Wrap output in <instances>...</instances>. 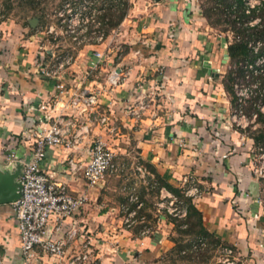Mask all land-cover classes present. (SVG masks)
<instances>
[{
  "label": "crops",
  "instance_id": "crops-1",
  "mask_svg": "<svg viewBox=\"0 0 264 264\" xmlns=\"http://www.w3.org/2000/svg\"><path fill=\"white\" fill-rule=\"evenodd\" d=\"M147 5L139 12L131 10L129 23L125 24L124 17L114 30L113 37H119L125 53L120 61L107 59L106 69L122 65L128 73L117 87L99 97L98 111L108 114L112 130L90 123L87 138L76 149H45L40 171L49 180L63 183L70 195L85 196V201L70 217L58 222L50 217L45 225L46 236L52 238H65L69 230H75L63 256L36 249L34 264H66L68 257L85 249L88 256L81 264H120L129 259L128 246L158 247L159 252L170 249L173 242L162 229L150 236L126 229L131 226V217L129 224L124 222L131 203L139 202L154 217L151 208L157 202L153 199H160L159 189L148 198L153 174L144 162L178 188L183 176H192L199 191L194 203L206 230L231 246L239 264H264V182L249 169L252 141L231 126V98L222 87L221 75L208 74L203 63L219 73L215 60L220 41L216 40L217 45L208 35L196 0H149ZM31 18L35 17L27 15L24 21ZM37 24L30 30L24 22L0 13V172L11 174L14 184L19 170L5 166V155L12 150L16 159L30 157L31 140L26 134L45 125V111L39 105L57 93L54 82L41 77L35 67L42 56ZM170 29L172 38L167 37ZM100 47L103 44L79 49L77 60L64 75L68 84H102L104 71H89L83 78L86 58ZM135 50H140L139 56L133 54ZM149 86L155 87L154 101L139 119L130 117L129 102L132 106L134 97ZM91 138L104 140L121 166L116 173H106L94 187L86 184L80 170H68L69 159L80 164L87 160V139ZM138 166L146 170V176L140 177ZM141 189L145 192L142 200L138 199ZM257 198L262 199L260 204ZM157 215V227L173 226L164 213ZM140 217V223L150 220ZM107 228L114 233L109 236ZM106 232L108 238H103ZM18 242L11 203H0V264H23ZM106 243L115 248H108L104 255L101 249ZM121 245L125 248L116 252Z\"/></svg>",
  "mask_w": 264,
  "mask_h": 264
},
{
  "label": "built area",
  "instance_id": "built-area-1",
  "mask_svg": "<svg viewBox=\"0 0 264 264\" xmlns=\"http://www.w3.org/2000/svg\"><path fill=\"white\" fill-rule=\"evenodd\" d=\"M243 12L248 14L252 9H257L262 0H241ZM94 0H63L59 11L56 12L57 27L46 24L44 26L45 43L39 44L42 56L35 63L38 74L54 82L57 91L56 96L39 105L40 110H44L45 125L34 130H30L26 136L31 140L30 157L23 161L15 158V153L10 150L6 155V164L10 169L19 170L17 185L18 196L11 201V208L16 219L19 242L18 247L23 259V264H34L36 249L40 252L62 257L65 246L75 236V230L71 229L65 238H52L45 234V225L50 217L56 222L63 218L70 217L84 203L85 196L70 195L66 187L61 182L49 180L39 169V164L44 157L47 147H60L64 150L76 149L81 140H85L88 134V126L95 123L105 129L112 130L109 124V116L106 112L98 111L99 97L102 92L109 91L117 87L128 73V68L122 65H114L106 69V62L122 59L123 53L120 44L110 45L114 30L104 35L100 30V23L97 20L102 9L93 7ZM258 18H253L247 23L253 25ZM62 35L70 37L69 49L62 53L55 52ZM168 38L173 37V30L170 29ZM226 42V41H225ZM103 44V49L94 50L85 60L83 78L89 71H104L103 82L98 85L95 81L87 85H70L65 79L66 71H70L72 65L77 60L79 49L89 45ZM256 50L260 45L259 41L249 43ZM225 45V43H224ZM112 53L111 56H109ZM133 54L139 56L140 50H135ZM263 58H258L254 64H245L247 70L253 74L264 73L260 64ZM239 82V81H238ZM233 82L232 91L234 106L229 113L228 120L231 126L245 135L242 130L247 128L252 121L255 122L257 112L264 115V100L260 98L262 90L256 79H249L245 75L240 84ZM258 98L252 102L253 110L246 114L244 107L254 95ZM156 95L155 87L149 86L145 92H139L134 99L129 102L127 114L139 119L143 111L154 101ZM60 102L62 104L60 105ZM52 112H56L55 114ZM254 127V126H253ZM88 158L80 164L72 159L68 160V170L75 172L80 170L82 177L89 187H94L103 179L106 173H116L120 170L119 164L114 160V152L101 138L87 139ZM225 155H223L224 157ZM250 172L257 179L264 180V148L251 147L248 156ZM140 177L147 175L146 170L136 167ZM180 192L184 196L195 198L199 191L192 176H183L180 180ZM264 190V188L262 189ZM159 202L156 203V210L163 208L167 213L183 217L185 208L179 205L176 196L167 191L164 187L159 188ZM166 199V201L164 200ZM131 201L135 198L131 195ZM257 204L261 200H255ZM140 206L136 202L135 208ZM135 211L131 210L124 219L126 224L130 223L129 217H134ZM144 231L141 232V234ZM85 246V245H84ZM205 246L202 239H196L192 243V249H199ZM232 248L228 245L222 246L221 264H239L238 260L231 256ZM88 251L72 254L67 258L66 264H81L87 259Z\"/></svg>",
  "mask_w": 264,
  "mask_h": 264
},
{
  "label": "trees",
  "instance_id": "trees-1",
  "mask_svg": "<svg viewBox=\"0 0 264 264\" xmlns=\"http://www.w3.org/2000/svg\"><path fill=\"white\" fill-rule=\"evenodd\" d=\"M11 1L12 0H0L1 14L6 15L8 13L12 6ZM94 1L95 2H92L91 5L98 9H102L101 13L97 15V20L100 23V30L106 35L111 30L116 29L125 17L129 6L128 1ZM62 2L63 0H61L60 5ZM17 4L19 6L26 4L28 9L31 10H36L39 7V2L36 0H18ZM200 9L202 17L211 27H214L216 24H224L222 31L230 30L232 33V41L226 46L228 68L221 77L222 87L224 91L230 95L231 104L234 105L232 84L234 81L244 80L245 75H248L249 79L253 78L258 81L259 88L262 90L260 98L264 100V73L253 74L251 70L249 71L244 68L245 64H254L258 58L264 57V0L261 1L257 9H252L248 14L243 12V4L241 0H206L204 5L200 4ZM40 13L41 10L38 11V14ZM31 16H35V11H32ZM40 17L41 20L43 14H41ZM255 17L258 18V21L253 25H249L247 22ZM24 24L30 30H34L35 28L31 27L27 21H24ZM256 40L260 42V45L254 50L249 43L251 42V44H253ZM225 41H227L226 38ZM122 53H125V51ZM260 67L264 71V61H262ZM257 98L258 95L256 94L250 98L249 102L247 101V104L244 107L246 114L252 112V102ZM256 122L260 124L259 128L246 134L252 141V147H264V115L257 112ZM245 131L242 130L241 132L244 133ZM143 165L153 174V180L149 183L150 188L148 191L150 195L148 198L151 199L155 193H158L160 187H164L167 191L176 196L179 205L185 208V214L183 217L169 214L164 210V217L172 223L173 229L177 235L176 238L171 237L173 246L170 249L180 258L192 259L196 256L198 261L205 262L209 257L206 253L208 246L214 247L221 244L219 238L213 233L208 232L204 227L202 213L195 206L193 198L184 196L178 187H175L162 179L158 172L148 163L144 162ZM144 193V190L141 189L139 191L138 199H144ZM150 204L151 203H147V205ZM132 209L135 211L134 218L136 219L140 216H144L145 218L151 217L149 213L143 211V207L139 206L138 208H135L134 202L131 203V210ZM156 219L159 220L158 215ZM136 227L140 229L141 225L137 224ZM186 238L189 239L185 240ZM199 238L204 241L205 246L193 250L191 247L192 243ZM222 244L228 245L226 243Z\"/></svg>",
  "mask_w": 264,
  "mask_h": 264
},
{
  "label": "rangeland",
  "instance_id": "rangeland-1",
  "mask_svg": "<svg viewBox=\"0 0 264 264\" xmlns=\"http://www.w3.org/2000/svg\"><path fill=\"white\" fill-rule=\"evenodd\" d=\"M18 0H12V6L10 7L8 13L6 15H9L13 20L18 21V22H24L25 17L27 15L32 14V11H35V18L37 21V25L36 27H38V30L40 31V33L37 34L38 36V44H42L45 43V35L42 31H44V26L46 24H52L56 27V30H60L59 27H57L55 24H57V18H56V12L59 11L60 9V3L61 0H36L37 2H39V7L38 9H28L27 5H23V6H19L17 4ZM128 1V9L126 12V21L125 24H128V20L130 19L129 17H127V14H131V10H133L132 12H139L140 10H144L145 6L147 7V2L149 0H127ZM197 5H198V9L197 11H199L200 15H201V9H200V4L204 5V3L206 2V0H196ZM2 8V7H1ZM149 8V6L147 7V9ZM41 10V13L38 14V11ZM43 14V18L40 20V15ZM39 15V16H38ZM202 16V15H201ZM125 19V18H124ZM124 19L121 21L123 22ZM204 22H205V26H207V28H209L208 30V35L211 37V39L213 41H215V44L218 45V43H216V40L220 41L219 39L221 37H224L227 39V41L225 42V46H217L216 50H217V59L215 60V66H217L219 68V73L217 71V73L219 75H222L225 73L226 69L228 68V58L225 60V62H222V54L223 52H226V46L227 44L232 41V33L230 32V30H224L222 31V27L224 26V24H216L214 27H211L203 18ZM40 24V26H39ZM70 37L67 35H62L61 36V40H59L58 44L59 46L54 48L55 52H59L62 53L63 50H67L69 49V44H70ZM110 45L113 44H120L121 46V51H125V47H123L124 45H122L121 41L119 40V37H112V40L109 42ZM103 48V47H100ZM208 51L204 52L207 53ZM227 53V52H226ZM111 56L112 53H109ZM109 59H111L109 57ZM217 74V76H218ZM234 82H238V81H234ZM241 80L238 82V84H240ZM230 96V95H229ZM234 105H231V107L233 108ZM232 108L230 110H232ZM254 126V127H253ZM260 124L258 122L252 121L251 124H249V126L247 128L244 129V134L247 136V134L250 131L255 130L256 128H259ZM247 133V134H246ZM256 148V147H255ZM264 148V147H263ZM262 180V179H260ZM264 182V180H262ZM155 202H159V198L157 199H153ZM262 200V199H261ZM153 208H151L152 214L155 215L154 217H150V220L148 222L144 221L142 223H140L139 221H137L136 218H132L133 222L131 223L130 227H126V229H130L133 234L136 235V230H139L138 232H142L144 231L143 234L146 235H151L152 232L158 231L162 229L163 233H165V238L167 239H171V237H175L176 238V233L173 229V226L170 227H165V226H161V227H157L156 223V218H157V214H163V208L155 210L156 205L152 206ZM141 217H139L138 219H140ZM146 219V218H145ZM137 221V222H135ZM146 222V223H145ZM158 222V221H157ZM145 223V224H144ZM137 224L141 225V228L138 229L136 226ZM121 227H124V225L122 224ZM156 229V230H155ZM109 231V228H107V232ZM107 232L106 234L103 235V238H108L107 237ZM140 232V233H141ZM114 231H109V236L111 234H113ZM189 238H186L185 240H188ZM196 241V240H195ZM193 241V243L195 242ZM113 244H115V242H111ZM111 243H106L103 245V248L101 249V251L103 252V254L105 255L107 253V250H109L108 248H115L114 246L111 245ZM222 246H224V244H219L216 245L214 247L208 246L207 248V255H209L208 259L205 262H200L198 261V259L196 258V256H194L192 259H187V258H180L178 255H176V253L174 251H172L171 249H159L158 247H156V249L150 250V248L148 247H142L141 245L137 244V247L135 248H131V246H128L127 250H129L128 254H129V259L125 260L123 262L120 261V264H221L219 262V260L222 258L220 255V251L222 249ZM125 248V245H121V246H117L116 248V252L119 253L120 250H123ZM182 253V252H181ZM222 254V253H221ZM231 256L235 257V253L232 251Z\"/></svg>",
  "mask_w": 264,
  "mask_h": 264
},
{
  "label": "water",
  "instance_id": "water-1",
  "mask_svg": "<svg viewBox=\"0 0 264 264\" xmlns=\"http://www.w3.org/2000/svg\"><path fill=\"white\" fill-rule=\"evenodd\" d=\"M157 1V0H154ZM36 22L35 18H31L28 20V23L31 27H34V24ZM220 45L221 46H225V38L221 37L220 39ZM227 53L223 52L222 54V62H225V60L227 59ZM205 67H206V72L208 74H214L217 76V69L210 67L209 65L206 64V61L203 62ZM13 177L11 174L7 173V172H0V203H5V202H11L13 201L17 196V185L18 183L14 184L12 182Z\"/></svg>",
  "mask_w": 264,
  "mask_h": 264
}]
</instances>
